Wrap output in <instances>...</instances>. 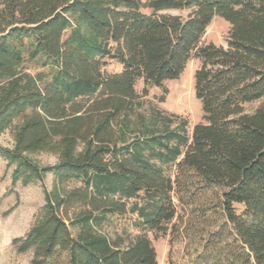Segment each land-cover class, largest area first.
Returning <instances> with one entry per match:
<instances>
[{
    "label": "trees",
    "instance_id": "trees-1",
    "mask_svg": "<svg viewBox=\"0 0 264 264\" xmlns=\"http://www.w3.org/2000/svg\"><path fill=\"white\" fill-rule=\"evenodd\" d=\"M215 18L226 46L203 43ZM193 60L203 123L142 113ZM16 121L14 183L54 177L13 243L31 264H157L168 232L191 264H264V0H0V133ZM124 217L135 236L102 233Z\"/></svg>",
    "mask_w": 264,
    "mask_h": 264
},
{
    "label": "rangeland",
    "instance_id": "rangeland-1",
    "mask_svg": "<svg viewBox=\"0 0 264 264\" xmlns=\"http://www.w3.org/2000/svg\"><path fill=\"white\" fill-rule=\"evenodd\" d=\"M212 22L203 43L206 45L213 43L218 47L226 46L231 25L222 18H215ZM28 66L31 67L32 64L28 63L26 67ZM186 68L177 81L166 84L168 94L164 103H159L163 91L153 88L145 98L141 112L148 115L149 109L156 107L163 113L181 116L188 121L189 132L192 133L195 125L203 123L204 116L201 103L195 96L194 74L199 68V62L193 60ZM121 69L119 62L111 60L105 67L109 74H117L122 71ZM29 71L34 73L35 70L30 68ZM143 88L144 84L139 82L137 92L141 93ZM18 125L19 122L16 121L11 128L0 133V148L15 151V132ZM29 158L42 168L59 163L57 155L50 152L31 154ZM14 172L15 166L0 155V264H31L33 253H17L13 243L24 237L32 228L41 207L45 204L47 193L54 187V177L48 173L45 179L24 185L21 181L14 183ZM173 224H177V229L183 227L181 220H176ZM123 232L135 236L128 217L114 218L102 231L112 240ZM149 238L157 251V264H191L189 249L186 247L187 241L182 240L180 235L173 236L168 232L164 237L155 238V234H150Z\"/></svg>",
    "mask_w": 264,
    "mask_h": 264
}]
</instances>
